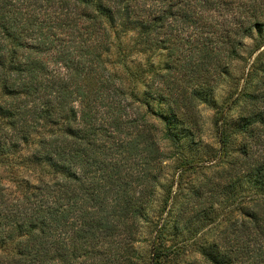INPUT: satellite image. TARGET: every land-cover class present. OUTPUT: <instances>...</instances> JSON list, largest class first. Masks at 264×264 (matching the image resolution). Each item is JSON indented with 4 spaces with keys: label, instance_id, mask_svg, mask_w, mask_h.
Instances as JSON below:
<instances>
[{
    "label": "trees",
    "instance_id": "obj_1",
    "mask_svg": "<svg viewBox=\"0 0 264 264\" xmlns=\"http://www.w3.org/2000/svg\"><path fill=\"white\" fill-rule=\"evenodd\" d=\"M263 34L264 0H0V163L38 172L16 194L0 176V264H139L142 222L163 264L224 215L202 264H264V54L252 92L213 100ZM197 101L216 109L217 147L187 156Z\"/></svg>",
    "mask_w": 264,
    "mask_h": 264
},
{
    "label": "rangeland",
    "instance_id": "obj_2",
    "mask_svg": "<svg viewBox=\"0 0 264 264\" xmlns=\"http://www.w3.org/2000/svg\"><path fill=\"white\" fill-rule=\"evenodd\" d=\"M259 41H264V34L261 37L257 38ZM247 48L243 50V60L236 61L233 67L232 76L223 79L219 82L217 88L213 93V100L216 101L218 105L225 104L229 101H238L237 97L243 92H252L257 81L258 76L254 75L255 71L253 68L257 66V62L261 58V55L264 54V46L260 49V51L255 52L252 56L249 54L253 48V41H247ZM261 54V55H260ZM116 55L115 50L112 51L110 55V62L115 66H119L116 63ZM144 87L143 85H139L137 87V93L142 98ZM242 101V100H240ZM146 105L150 104L151 110L156 111L161 115H166V105L163 102L159 101H146L144 102ZM197 109L199 112L200 122H201V133L198 137H200L201 145L194 146L189 142V140L182 139L183 143V153L187 156H194L197 154V150L202 145H210L213 148L217 147L216 138H215V117H216V109L211 106L208 101H197ZM144 110L146 108L144 107ZM236 108L233 109V113H236ZM181 135V133H180ZM165 144V143H164ZM175 159L170 161L168 173L174 174L175 171ZM15 158H9L5 160L4 163H0V176L3 178V183L9 189V191L14 194L20 193L24 188V181L26 179H30L32 182H35L38 177L37 171L26 170L21 164L18 163L19 160L16 161ZM210 162V159L207 160ZM15 163V164H14ZM214 167L211 164H206L200 168H196L194 170H189L185 176L183 177V187H187L185 190V194H189L188 188H190L193 184H198L200 181L204 179V177H208L212 175L214 171ZM216 214H220L222 209L218 206H215ZM226 215L221 216L219 220L214 223H203L198 222L195 227V231H192L188 234H185L184 238L186 239V248L182 251L181 255L178 257H173L168 262H164L163 264H202V257L199 252V245L211 243L220 233V231L227 224ZM142 228L140 230L138 236V243L136 245V250L138 254L141 256L139 259V264H149L150 260V250H151V239L156 234L154 230L146 223L142 222ZM199 232L196 238L193 237L194 233ZM181 239V238H180ZM4 252L0 250V253ZM13 249L8 248L4 253H12Z\"/></svg>",
    "mask_w": 264,
    "mask_h": 264
}]
</instances>
